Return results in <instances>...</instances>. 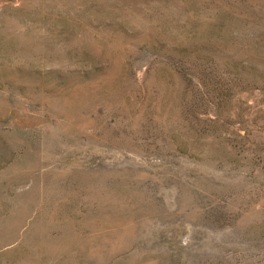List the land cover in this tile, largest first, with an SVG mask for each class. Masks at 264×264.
Returning <instances> with one entry per match:
<instances>
[{"label": "rangeland", "instance_id": "rangeland-1", "mask_svg": "<svg viewBox=\"0 0 264 264\" xmlns=\"http://www.w3.org/2000/svg\"><path fill=\"white\" fill-rule=\"evenodd\" d=\"M0 264H264V0H0Z\"/></svg>", "mask_w": 264, "mask_h": 264}]
</instances>
